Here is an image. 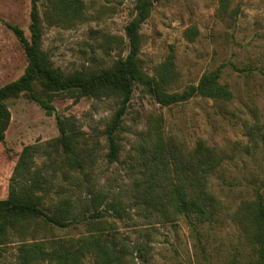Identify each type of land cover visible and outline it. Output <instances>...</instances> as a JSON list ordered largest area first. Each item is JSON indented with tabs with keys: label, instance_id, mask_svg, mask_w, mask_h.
I'll return each mask as SVG.
<instances>
[{
	"label": "rangeland",
	"instance_id": "374dc122",
	"mask_svg": "<svg viewBox=\"0 0 264 264\" xmlns=\"http://www.w3.org/2000/svg\"><path fill=\"white\" fill-rule=\"evenodd\" d=\"M84 17L55 22L46 13L49 0L39 3L43 18L44 50L54 66L65 71L111 64L129 52L126 26L135 15L136 0H82ZM31 0H0V86L18 79L28 60L9 24L30 36ZM140 57L153 75L169 58L177 72L170 91L197 84L208 71L221 67V82L232 90L230 99L196 96L163 106L138 85L121 131L119 159L109 163L108 141L101 131L117 108L114 99L58 97L48 114L27 94L8 101L11 120L0 141V200L7 198L10 178L24 146L45 143L59 135L57 114L73 115L87 134L88 150L96 148L95 177L113 191L131 188L130 165L147 131L161 126L167 141L184 152L204 142L227 155L210 178V189L228 211L235 212L264 185V0H163L141 27ZM122 42L120 45L116 42ZM37 165L43 158H38ZM264 192V186H263ZM108 217L128 237L134 264H223L237 251L247 252L239 225L227 215L223 223L194 224L185 215L173 221L142 216ZM84 224L42 232L45 239L77 238L89 234ZM48 240V241H49ZM31 245L32 239H26ZM16 236L0 246V264H22ZM145 245L144 255L134 248ZM49 249V246L47 247ZM36 260L32 264H47ZM83 264H93L86 258Z\"/></svg>",
	"mask_w": 264,
	"mask_h": 264
},
{
	"label": "trees",
	"instance_id": "16d2710c",
	"mask_svg": "<svg viewBox=\"0 0 264 264\" xmlns=\"http://www.w3.org/2000/svg\"><path fill=\"white\" fill-rule=\"evenodd\" d=\"M42 1L31 0L29 37L19 26L8 25L22 44L28 65L18 79L0 86L1 142L11 120L8 101L21 94L40 103L48 114L55 111L53 102L58 97L74 101L84 97L114 99L117 108L101 131L109 144V163L119 159L124 117L138 85L163 106L196 96L223 100L233 96L230 87L220 80L221 67L205 72L197 84L182 91L169 90L177 76L172 58L153 75L144 70L140 30L155 5L163 0H136L135 15L126 26V56L109 65L70 71L54 66L42 46ZM49 3L51 7L45 12L55 22L84 17L82 0ZM57 125L59 135L54 140L24 146L10 178L8 196L0 200V246L14 236L23 241L19 247L22 264L46 259L47 264H83L88 257L93 264H134L128 237L108 220L110 216L121 221L131 219L133 208L145 218L173 221L185 215L194 224L223 223L222 218L228 214L239 225L248 251L235 252L223 264H264V185L253 187V198L243 201L234 213H227L210 189V178L227 155L202 141L192 151L184 152L166 140L161 126H155L145 133L130 165V192L121 193L100 185L99 177H95L96 148L87 149V134L78 119L57 114ZM40 157L42 163L37 165ZM81 224L88 227L89 234L38 239L42 232ZM27 238L33 240L31 245H27ZM134 248L144 255L145 245Z\"/></svg>",
	"mask_w": 264,
	"mask_h": 264
}]
</instances>
